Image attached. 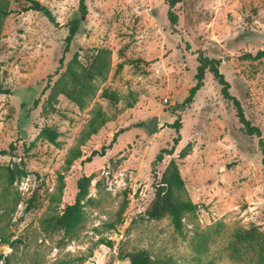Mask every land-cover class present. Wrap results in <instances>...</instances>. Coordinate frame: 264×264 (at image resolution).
I'll return each instance as SVG.
<instances>
[{"label":"rangeland","instance_id":"rangeland-1","mask_svg":"<svg viewBox=\"0 0 264 264\" xmlns=\"http://www.w3.org/2000/svg\"><path fill=\"white\" fill-rule=\"evenodd\" d=\"M38 1L55 22L26 10L28 0H0L7 12L0 16V79L6 89L0 95V254L9 264H130L119 257L146 250L171 264H244L224 248L236 226L253 224L264 232L259 138L244 132L208 70L193 101L183 110L176 104L195 83L197 56L216 58L230 93L264 140V56L254 58L264 52V0H181L175 25L164 0H84L83 14L79 0ZM75 19L78 29L67 43ZM99 48L111 51L109 71L95 79L96 93L79 107L58 92L57 80L74 54L85 63ZM103 89L116 91L119 99L103 97ZM95 107L107 120L85 137ZM154 115L158 125L148 134L142 122ZM177 116L181 139L172 154L153 164L161 148L172 146L170 124ZM43 127L57 131L58 146L38 137ZM114 134L104 155L86 160ZM187 143V154L179 156ZM72 147L82 155L66 167ZM171 160L184 182L177 195L198 204L184 215L180 230L169 216L145 215L153 183ZM7 167L28 174L9 183ZM81 176L91 177L85 220L69 237L49 228L46 219L74 201ZM207 229L209 250L194 259V235Z\"/></svg>","mask_w":264,"mask_h":264},{"label":"trees","instance_id":"trees-1","mask_svg":"<svg viewBox=\"0 0 264 264\" xmlns=\"http://www.w3.org/2000/svg\"><path fill=\"white\" fill-rule=\"evenodd\" d=\"M30 4L26 7V10L33 9L41 12L51 22H55V19L50 9L43 5L38 0H28ZM181 0H164L167 5V17L171 25H175L178 21V15L175 11V6ZM79 6L81 13L86 12L84 0H79ZM7 12L2 10L0 4V16L6 15ZM78 29V19L70 25L69 33L65 37L67 43H69L72 37L76 34ZM264 56L263 51H258L254 58H260ZM111 51L108 48H99L88 59L87 62H82L77 54H74L72 58L67 62L65 72L59 76L57 80L58 92L64 94L68 99L74 102L79 107H83L88 98L96 93L94 81L98 77H104L110 68ZM198 65L194 74L195 83L189 88L188 94L181 103L176 104V109L183 110L188 106L196 94V92L203 86L205 71L208 70L216 82L220 85V93L222 97L230 101L235 108L236 116L239 122L242 124V128L247 135H255L259 138V146L261 151V163L263 165L262 174L264 176V140L262 138L261 130L258 126L252 124L249 119L246 118L243 108L239 100L230 93L229 82L224 77L223 73L219 70L220 61L216 58H210L205 55L199 54L197 56ZM6 89L3 87L0 79V95L5 93ZM101 95L107 99L117 101L118 95L114 90L103 89ZM106 116L100 107L93 109V115L88 123V127L84 132L85 137L97 132V130L106 123ZM180 117L171 123V127L175 130V136L172 139V146L170 148H161L156 154L153 164L160 162L163 156L172 154L175 146L180 141ZM58 133L52 127H43L38 137L47 140L48 142L58 146L57 141ZM116 134H114L112 141L107 145H102L100 150H94L87 161L94 155H104L106 149L111 146ZM190 148V143H187L186 148L181 150L179 156L183 157L187 154V150ZM82 152L78 147L70 148L66 158L65 165L69 167L75 159L80 157ZM28 172L25 169L20 168H6V177L9 183H13L15 177L26 176ZM58 192L62 191L63 176L59 174ZM91 182L90 176H81L77 180V192L75 194L74 201L67 204L59 213L48 217L47 224L51 229L63 230L65 236L71 237L83 224L85 220L83 211V200L88 195V187ZM154 185V197L148 207L145 210V215L150 219H160L164 216H169L173 226L180 230L183 224V218L186 213H193L197 210L198 204L192 202L190 199H185L177 195V191L184 187L183 179L179 173V169L175 161L171 160L164 171L161 174L160 180L153 183ZM122 213V212H120ZM121 215V214H120ZM110 226H113L111 224ZM211 231L209 229L203 232H196L194 235V244L192 249L195 252L194 259L199 258L201 254H205L209 250V245L212 243ZM111 246V242H106ZM227 250V256L238 262L244 264H264V232L257 225H250L248 227L236 226L231 232L230 238L224 248ZM119 258L127 259L130 264H171L168 261L152 259L146 250H134L129 251ZM0 260H3L2 264H9V257L7 255L0 254ZM199 262V261H198ZM56 264H73L70 261H60ZM109 264V263H106ZM201 264V263H197ZM206 264V263H205ZM208 264V263H207Z\"/></svg>","mask_w":264,"mask_h":264},{"label":"water","instance_id":"water-1","mask_svg":"<svg viewBox=\"0 0 264 264\" xmlns=\"http://www.w3.org/2000/svg\"><path fill=\"white\" fill-rule=\"evenodd\" d=\"M158 125V116H152L147 122H142V126L147 130L148 134H152L156 131Z\"/></svg>","mask_w":264,"mask_h":264}]
</instances>
